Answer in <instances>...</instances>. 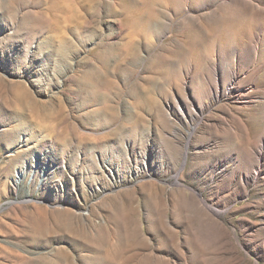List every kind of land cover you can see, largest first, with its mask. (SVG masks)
Instances as JSON below:
<instances>
[{"label":"rangeland","instance_id":"1","mask_svg":"<svg viewBox=\"0 0 264 264\" xmlns=\"http://www.w3.org/2000/svg\"><path fill=\"white\" fill-rule=\"evenodd\" d=\"M241 2L0 0V264H264V95L207 94Z\"/></svg>","mask_w":264,"mask_h":264},{"label":"bare ground","instance_id":"2","mask_svg":"<svg viewBox=\"0 0 264 264\" xmlns=\"http://www.w3.org/2000/svg\"><path fill=\"white\" fill-rule=\"evenodd\" d=\"M190 1L191 0H189V2ZM254 3L257 5H255ZM181 4L182 2H180L179 8L176 10L182 9L181 11L183 12L184 10L185 12L186 9L184 7H181ZM186 5H188V0ZM241 5L245 6V8L250 9V11L251 9L255 10L257 12L256 14L260 12L262 14L264 13V0H242ZM175 12L177 13V11ZM263 31L264 28L262 26H258L256 28L255 34L251 35L250 33V36L247 37L248 41L245 43L243 49L240 48L239 51H236L233 55V57L235 56L234 60L230 64L228 63L229 68L227 67V71L222 70L218 65L216 66L215 64V79L209 85V90H207V94L209 97L220 101H232L240 105L257 104L259 100L257 95L261 92L264 95V90L261 91L260 88L259 91L258 87L255 85L256 77L260 73L264 72V39H262L260 36ZM195 107V105L186 104V108L183 107L181 109V107L178 106V110L182 111L183 114L185 112H189V115L192 116L194 115ZM254 154H257L259 163L256 164V162H253V180H262L264 179V147H258L256 149V153L254 152Z\"/></svg>","mask_w":264,"mask_h":264}]
</instances>
